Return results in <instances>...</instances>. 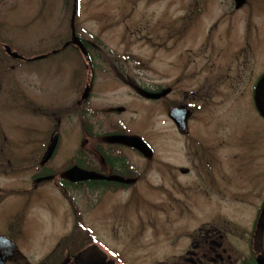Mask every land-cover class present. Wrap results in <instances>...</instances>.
<instances>
[{
	"label": "rangeland",
	"instance_id": "obj_1",
	"mask_svg": "<svg viewBox=\"0 0 264 264\" xmlns=\"http://www.w3.org/2000/svg\"><path fill=\"white\" fill-rule=\"evenodd\" d=\"M73 32L96 59L91 98L81 107L75 102L88 77L79 49L66 43ZM0 39L24 58L47 55L6 61L25 96L0 98L4 129L19 137L16 155H37V141L57 133L51 166L58 171L79 141L98 145L97 137L117 130L151 150L147 157L127 152L141 180L115 195L81 187L63 196L45 184L31 196L20 192L28 174L16 173L0 229L12 226L13 238L24 231L20 249L40 248L29 258L60 242L95 244L121 264H169L186 234L227 219L236 223L226 237L236 244L246 233L247 242L249 210L264 197V121L250 95L264 73V0H0ZM3 72L6 84L12 74ZM24 101L32 104L28 113L18 107ZM183 106L191 110L187 137L168 116Z\"/></svg>",
	"mask_w": 264,
	"mask_h": 264
},
{
	"label": "flooded vegetation",
	"instance_id": "obj_2",
	"mask_svg": "<svg viewBox=\"0 0 264 264\" xmlns=\"http://www.w3.org/2000/svg\"><path fill=\"white\" fill-rule=\"evenodd\" d=\"M69 38L70 39H68L66 43L71 41L72 36H70ZM80 42L86 50L87 57L83 56L79 50H76V52L81 56V60L85 62L83 72L85 70L88 79L87 81L82 82L83 85L80 88L78 98L75 102V104L79 107H81V105L85 103H80L82 89H84L87 84H91L92 90L94 76V51H91L90 55L87 51V47L85 46L86 43H84L81 39ZM6 47H9V49L14 52L5 40L0 39V98L6 96L12 103H14V100L24 99L25 96L20 92H16L18 89L16 88L13 80V74L11 73L14 67H10L9 64L6 63V61L18 60L11 58L6 53ZM74 48L77 49V47ZM3 71H6L7 74H12V77L8 79L6 84L2 83L3 79L1 77L4 74ZM263 74L264 73H262L253 84L250 90V95L256 114L264 121L255 107L254 95L255 86ZM23 85L26 86V84ZM153 95L157 96V93ZM263 96L264 88L261 92V103L264 108ZM89 98H91V96ZM18 107L23 109L25 113H28L29 109H31L32 107V104L24 101ZM53 116H55L54 120L56 121V127H58V113L54 114ZM1 117L0 179L5 182H2V184H0V207L4 204L3 200L8 201V199L14 194V192H17L18 188L15 183L16 179H14V175L16 173L19 174L20 172L28 174L27 185L24 186L20 192H23L27 195H30L32 192L31 196H34V194L41 191L43 185L45 184L52 185V187L57 192H61L63 196L68 195V190H73V192H75L74 190H77L81 187L88 188V185L98 186V191L109 192L110 194L115 195L116 193L133 189V187L136 186L137 183L141 180V174L139 173L140 170L139 168H137V164H134L130 161L127 152H132L139 157L143 155L131 147L112 143L110 140V137L115 134L128 136L136 135L125 134L122 132H104V135H100L99 137H97V140H99V144L89 147H85V144H88L89 139L84 138L81 142L79 141V146H76L75 152L73 153L71 159L67 161L65 165H62L61 168H58L57 171L54 169V167L51 166V162L54 161L57 156L55 152H58L59 142L49 161L46 164H42V160L47 151L50 139L54 134L50 135L48 140H46V137L44 139H39V141L37 142L40 152L38 151L37 155H35L36 152H32L27 159H24L25 156L23 157V154L18 153L16 155L15 151L13 150L14 141H18L19 137H16L14 135L12 136V132L10 130L11 127L9 126V124V130L4 129V126L2 124L4 120L1 121ZM9 122L10 121L8 120V123ZM25 126L29 127V124L26 123ZM26 132L30 134L31 131ZM85 134L89 137L91 136L92 132H87ZM184 135L185 137L189 136L187 126ZM12 144L13 146H11ZM25 144L29 149L32 148L30 137L25 142ZM103 145L105 147H103ZM24 148L26 147L24 146ZM74 166L78 167L81 170L101 175L104 177V179L72 183L63 177V172ZM32 168L34 169V172L31 174ZM176 172H182L184 175L189 173L188 169L186 168H178ZM176 172H174L170 176L172 180L179 177ZM112 177H118L123 180H130L132 181V183L124 184L107 179ZM66 199L71 202V199L67 197ZM0 215H2V211H0ZM247 218L249 220V225H246L247 229L249 230L246 237L247 242L244 237L246 233H244V236L237 235L236 238H234L235 241L239 240V242L236 244H233L232 241L226 237L225 227L231 226V223L235 224L236 221L227 219L228 221L226 220L224 223L204 222L203 224L201 223V226L195 232L185 235V238L187 240L186 247L184 248L183 252L174 257L173 262L169 264H264V197L260 200L257 199L256 204L252 207L251 210H249ZM5 219L6 217L1 218V223L3 225L5 223ZM8 225L0 229V264H121L118 259L111 258L103 250L102 252H104V254L106 255L103 259L96 254H90L84 259L76 260L75 256L82 250L89 247L90 244L72 248L70 244H62L60 242L57 243L52 249L48 250V252H46L42 258H40L39 260H33L29 258L30 252L40 248H30L28 252L25 251V249L24 251L20 249V246H26V244H21V239L24 235V231H19L17 233L18 236L13 238L7 233V231H11L13 227ZM44 250L45 249H43V251ZM241 251H244L246 254L242 255ZM117 261L119 263H117Z\"/></svg>",
	"mask_w": 264,
	"mask_h": 264
},
{
	"label": "water",
	"instance_id": "obj_3",
	"mask_svg": "<svg viewBox=\"0 0 264 264\" xmlns=\"http://www.w3.org/2000/svg\"><path fill=\"white\" fill-rule=\"evenodd\" d=\"M75 9H76V6L74 5L73 10H75ZM72 38L73 39L70 42H68L67 45L77 47L79 49V51L82 53V55L87 56L86 50L82 46L80 40L74 35V32L72 33ZM6 53L11 58H13L15 60H21V61H25V62L41 60V59H45L47 57V55H41V56H37V57L31 58V59H26V58L22 57L21 55H19L18 53L12 52L9 49V47H6ZM263 88H264V74L258 80V82L255 86V93H254V95H255V107L258 110L259 114L264 119V108H263V105L261 103V92H262ZM90 91H91V85L87 84L86 87L84 88L83 92L81 93L80 103H82L88 99ZM189 115H190V109L187 107H174L168 113L169 118L174 122V124L177 127L178 132L181 134H184L186 132V121H187V118ZM110 140L112 143L122 144V145H126L128 147H131V148L137 150L143 156L147 157V156H150V154H151V150L148 147V145L141 138H139L137 136L116 135L115 134V135H112L110 137ZM58 141H59V134L56 133L50 139L47 151H46L44 158L42 160V164H46L49 161V159L52 157V155L56 149V146L58 144ZM63 177L72 183L83 182V181H88V180H102V179H104V177L101 175H97L93 172L81 170L76 166L71 167V168L67 169L65 172H63ZM107 179L117 181L120 183H124V184L132 183V181H130V180H123V179L118 178V177H112V178H107ZM90 254H96L97 256H99L102 259L106 256L104 254V252H102L99 249V247L97 245H90L86 249L82 250L79 254H77L75 256V259L76 260L84 259V258L88 257Z\"/></svg>",
	"mask_w": 264,
	"mask_h": 264
},
{
	"label": "trees",
	"instance_id": "obj_4",
	"mask_svg": "<svg viewBox=\"0 0 264 264\" xmlns=\"http://www.w3.org/2000/svg\"><path fill=\"white\" fill-rule=\"evenodd\" d=\"M85 46L87 47V51H88L89 54L91 55V51H94V48H93L92 46L88 45V44H86ZM98 59H99V57H98ZM93 60L95 61L96 59L93 57ZM139 91L142 92V93H144V92L150 93V92H151L150 90H148V91H144V90H141V89H139ZM115 132H118V130L115 131ZM122 133H123V132H122ZM64 168H65V167H64ZM88 188L91 189V190H96V189L98 188V186L88 185Z\"/></svg>",
	"mask_w": 264,
	"mask_h": 264
}]
</instances>
